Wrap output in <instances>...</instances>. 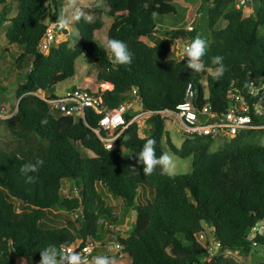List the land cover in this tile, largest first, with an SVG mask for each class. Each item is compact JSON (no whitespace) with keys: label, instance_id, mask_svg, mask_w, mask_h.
I'll return each instance as SVG.
<instances>
[{"label":"trees","instance_id":"trees-1","mask_svg":"<svg viewBox=\"0 0 264 264\" xmlns=\"http://www.w3.org/2000/svg\"><path fill=\"white\" fill-rule=\"evenodd\" d=\"M9 1L0 0V6H5L0 26L10 21L6 39L22 49L16 63L27 71L14 92L17 111L4 121L9 140L0 139V264H18V260L39 263L40 252L48 245L70 248L78 239L81 247L89 242L102 246L110 232L131 264H238L222 254L205 260L209 250L197 239L203 223L213 229L221 252H239L246 262L253 242L264 247V232L248 239L254 227L264 225V129L248 131L221 149H214L213 140L201 137L186 138L178 148L165 136V119L159 114L174 111L185 100L190 83L196 89L197 104L223 111L232 88L244 93L246 85L264 78V0L257 7L253 0L256 10L247 16L236 7V0H202L200 9L207 8L211 38H203L207 42L202 58L205 70L199 73L186 68V57L181 61L170 58L176 40L191 42L199 36L197 29L161 30L156 21V17L176 14L174 0H103L111 21L106 40L127 44L134 54L127 66L113 64L110 52L97 41L106 27L100 18L74 22L79 33L77 45L71 47L66 41L54 45L47 56L39 53L47 23L57 21L61 1L12 0L18 3V13L10 19ZM145 2L147 10L142 7ZM153 12L158 15L153 17ZM221 22L226 25L220 26ZM84 54L98 65L96 80L113 87L101 93L108 108L130 100L132 91L137 90L142 111L153 113L147 136L140 137L137 123L124 132L118 141L121 154L106 150L82 119L53 113L33 94L49 93L72 79L76 61ZM217 55L224 57L227 69L219 80L208 73L216 68L211 58ZM135 115L130 113L128 118ZM85 118L93 127L100 116L87 110ZM44 120L47 122L42 123ZM147 138L156 140L158 157L166 148L181 158L192 157L191 171L169 177L158 167L145 176L136 155ZM78 146L92 156H82ZM36 159H43L44 165L38 173L30 174L36 181L26 183L20 168ZM64 181L75 183L79 197L63 195ZM106 194L121 202L122 216L128 211L135 214L127 237L104 229L106 224L114 228L122 225L120 216L104 201ZM54 210L77 215L76 224L45 227L44 219Z\"/></svg>","mask_w":264,"mask_h":264},{"label":"rangeland","instance_id":"rangeland-1","mask_svg":"<svg viewBox=\"0 0 264 264\" xmlns=\"http://www.w3.org/2000/svg\"><path fill=\"white\" fill-rule=\"evenodd\" d=\"M61 4H63V0ZM256 7L260 6L261 0H254ZM79 5L85 9L89 8L91 10L97 11L96 13H89L92 17L91 21H94L96 18H100L106 23V27L102 30L97 38V41L100 45L106 47V31L108 30L111 21H109L107 4L103 0H78ZM174 6L176 7V14L159 16L156 17V21L159 23L160 27L165 29H177L183 28L189 30V28L197 29L199 36L202 38H211L208 25V15L207 8L203 10L200 9L202 0H174ZM253 2L243 10L244 14L250 15L254 13L256 7H253ZM5 6H0V14L4 11L2 8ZM7 10H9L8 18H13L18 13V3L16 1H9L6 5ZM47 21V18L44 19ZM10 25V21H7L5 24L0 26V88L5 89V91H0V139L2 142L9 140V130L7 125L4 123L5 120L9 119L17 111L18 100L14 95L15 89L24 82L25 72L27 68H19L16 63V59L20 56L22 49L19 46L11 45L6 39L5 33ZM226 24L221 22L220 26H225ZM70 34L68 40L70 46L73 47L78 44L79 33L75 27V24L69 26ZM158 37H163L162 33L157 32ZM147 43L153 45L148 39H145ZM181 46V45H180ZM111 55V53H110ZM170 58H175V55L172 53ZM181 57L177 56V59L180 60ZM99 71L98 65L92 60L88 55H82L76 61V74L72 79H69L65 82H62L56 85L52 91L57 96L65 94L68 90H71L73 87H78L80 85H88L91 88V91L99 92L102 88L104 90H109L106 84L102 85L96 80V75ZM208 73H211L209 71ZM140 109H136L138 112ZM152 113L141 112L137 117V125L139 127L140 137H145L148 135L150 130L149 118L152 116ZM161 117L165 119V136L170 137L173 144L181 148L185 137L178 132V122L176 117L165 112L160 113ZM264 143V140L262 141ZM224 147L222 141H216L213 144L214 149H221ZM78 151L82 156H92V153L82 148L81 146L77 147ZM166 153L173 156L177 164V173L176 174H187L191 171L192 166V157L181 158L171 152L166 148ZM62 193L66 197L76 198L79 197V190L76 187L75 183L72 181H64L62 184ZM153 196V193H152ZM104 201L112 207V211L120 216L121 226L116 228L108 227L106 224L105 230H115L122 237H127L130 231V227L135 218L134 212L128 211L125 216H122V213L125 211L121 207V202L114 200L110 194L103 195ZM17 207L18 203L15 202ZM76 224V217L74 214L66 211H51L43 221L45 227H64ZM203 231L197 236L198 241L211 249V246H215V236L214 231L206 223H203ZM107 232V231H106ZM116 236L113 233H107L104 245L98 247L94 250L93 254L89 256V261L91 258L96 255H108L114 257L116 264H130L129 258L125 255L120 249L116 247L115 239ZM81 242L80 239L77 240V243ZM90 243V242H89ZM248 261L246 262L243 255L240 253L237 258L238 264H252L257 262L264 261V247L254 246L249 255ZM18 264H39L35 260L22 261L18 260Z\"/></svg>","mask_w":264,"mask_h":264},{"label":"built area","instance_id":"built-area-1","mask_svg":"<svg viewBox=\"0 0 264 264\" xmlns=\"http://www.w3.org/2000/svg\"><path fill=\"white\" fill-rule=\"evenodd\" d=\"M252 2L253 0H236V7L245 10ZM69 34V27L62 28L56 21H49L39 42L38 52L45 56L49 55L54 45L68 40ZM188 43H190L189 40H176L173 51L175 59L178 56L181 57L179 61L183 60L184 47ZM103 91L105 90L101 88L99 92L93 93L88 85H80L73 87L61 96L45 91H37L33 94L45 101L53 113L76 120L82 119L106 150H109V146H111L109 151L121 154L122 149L118 146V141L124 132L137 122L138 115L143 112L140 99L137 90H133L130 100L110 109L102 98ZM196 99V89L190 83L185 92V100L174 111H165V113L176 117L178 132L185 138H208L214 142L222 141L225 146L248 131L264 129V78L253 80L244 93L236 87L232 88L227 95L228 106L223 111L215 110L210 104H197ZM136 109L140 110L137 112ZM87 110L100 116L96 126L90 127L87 124L85 118ZM130 113H136V115L128 118ZM263 232L264 225L260 223L252 229L248 239L253 240L258 233L262 234ZM100 245L101 243L98 242H90L81 247V242H76L70 248L81 252L89 259V256ZM253 246H257V244L253 242ZM116 247L122 249L119 244ZM208 250L209 255L206 256V261H210L213 256L219 254L237 260L240 254L232 250L221 252L220 243L216 240L215 246H211V249L208 248Z\"/></svg>","mask_w":264,"mask_h":264},{"label":"clouds","instance_id":"clouds-1","mask_svg":"<svg viewBox=\"0 0 264 264\" xmlns=\"http://www.w3.org/2000/svg\"><path fill=\"white\" fill-rule=\"evenodd\" d=\"M142 7L147 10L149 4L145 2ZM158 14L152 13L153 17ZM81 19L90 22L92 17L79 5L78 0H63L62 9L57 16L56 23L62 27L67 28L74 22H79ZM207 42L197 36L191 40L190 43L184 47L183 59L187 58L186 68L192 72L199 73L205 70L203 57L206 54ZM106 51L111 53L112 63L116 65H131L134 54L129 50L126 43L119 39L109 38L106 40ZM224 57L217 55L211 58L213 65L216 68L211 71L214 79L219 80L226 72V66L223 63ZM250 86V85H246ZM44 120L42 123H46ZM156 140L147 138L142 146L140 152L136 155L138 163L142 165V173L145 176H151L159 167L161 174L174 177L177 173V164L172 155L162 153L159 157L156 155ZM111 150V146H109ZM44 165L43 159H36L35 162H28L21 166L20 171L26 177V183H34L36 176L30 175L38 173L40 168ZM134 170H137L133 167ZM39 264H116L114 257L108 255H96L91 258V261L81 252H77L72 248H58L56 245H48L40 252Z\"/></svg>","mask_w":264,"mask_h":264},{"label":"crops","instance_id":"crops-1","mask_svg":"<svg viewBox=\"0 0 264 264\" xmlns=\"http://www.w3.org/2000/svg\"><path fill=\"white\" fill-rule=\"evenodd\" d=\"M62 2V1H61ZM62 6H63V4H61V9H62ZM107 10H109V7H107ZM47 21H48V18H47ZM47 21H45V22H47ZM106 84H108V83H106ZM102 85H104V84H102ZM112 86V85H111ZM113 87H111V88H108L109 90H111ZM126 255V254H125ZM128 256V255H127ZM128 258H129V262H130V264H131V259H130V257L128 256Z\"/></svg>","mask_w":264,"mask_h":264},{"label":"water","instance_id":"water-1","mask_svg":"<svg viewBox=\"0 0 264 264\" xmlns=\"http://www.w3.org/2000/svg\"><path fill=\"white\" fill-rule=\"evenodd\" d=\"M160 29L162 30V29H163V27H160Z\"/></svg>","mask_w":264,"mask_h":264},{"label":"bare ground","instance_id":"bare-ground-1","mask_svg":"<svg viewBox=\"0 0 264 264\" xmlns=\"http://www.w3.org/2000/svg\"><path fill=\"white\" fill-rule=\"evenodd\" d=\"M109 88H111V87H109Z\"/></svg>","mask_w":264,"mask_h":264}]
</instances>
